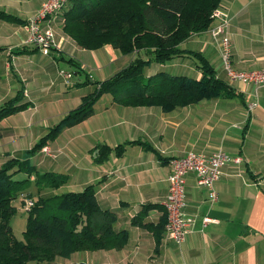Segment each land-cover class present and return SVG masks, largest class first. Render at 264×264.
Listing matches in <instances>:
<instances>
[{"label": "crops", "instance_id": "crops-1", "mask_svg": "<svg viewBox=\"0 0 264 264\" xmlns=\"http://www.w3.org/2000/svg\"><path fill=\"white\" fill-rule=\"evenodd\" d=\"M44 1L0 0V10L18 18L14 22L0 19V74L12 84V93L0 104L20 87L30 102L28 108L15 113L22 119L15 126L18 134L26 123L34 126L41 109L46 117L55 116V123L59 122L97 87L94 82L109 78L135 57L110 44L96 49L79 46L63 31L62 13L69 0L50 21L41 22V26L53 28L58 47L43 55L33 45L23 46L24 22L38 13ZM216 9L226 21L233 68L264 70V0H220ZM208 29L191 34L179 48L201 53L234 95L204 98L165 111L158 105H123L103 93L91 116L64 128L45 145L47 152L42 154L55 162L46 171H60L56 157L62 151L68 156L62 166L66 185L56 192H78L93 184L100 208L115 215L114 229L126 232L111 248L58 257L65 264H264V87L230 82L222 66L219 41ZM20 49L24 51L16 52ZM61 70L70 72V78L63 79ZM158 72L201 77L195 60L187 54L163 63L151 62L142 75L147 78ZM1 83L0 90H9ZM29 109L32 113L26 115ZM99 144L111 147L103 161L95 159L97 150L93 149ZM120 144L124 147L117 152L114 148ZM218 148L242 161L224 166L214 184L213 201L208 190L197 184L195 173H186L184 213L193 223L185 240L176 244L161 227L170 160L188 151L211 154ZM204 216L213 221L204 225Z\"/></svg>", "mask_w": 264, "mask_h": 264}, {"label": "trees", "instance_id": "trees-1", "mask_svg": "<svg viewBox=\"0 0 264 264\" xmlns=\"http://www.w3.org/2000/svg\"><path fill=\"white\" fill-rule=\"evenodd\" d=\"M69 1L67 8L62 7L63 31L79 46L96 49L110 44L123 54L134 53L135 57L109 78L94 82L97 87L26 150L24 158L9 157L0 165V264H28L31 261L54 264L55 256L68 258L76 251L111 248L125 238V231H116L113 227L114 213L100 208L93 184L78 192L37 199L28 192L26 198L33 204L28 210L24 240L14 237L10 225V218L15 213L12 202L28 189L31 181L39 188H58L67 180L65 174L50 171L34 175L36 171L29 158L64 128L91 116L95 102L103 93L111 94L115 102L123 105H158L165 111L204 98L235 94L201 53L179 48L191 34L212 26L211 14L220 0ZM0 19L18 21L1 10ZM182 54L195 60L201 72L199 79L166 72L143 77V68L147 64L163 63ZM29 106L24 88L20 87L0 104V121ZM123 147L120 144L114 149L120 152ZM93 150H97L95 159L103 161L111 147L99 144ZM21 171L26 176L17 179L15 176ZM165 219L164 214L163 230Z\"/></svg>", "mask_w": 264, "mask_h": 264}, {"label": "built area", "instance_id": "built-area-1", "mask_svg": "<svg viewBox=\"0 0 264 264\" xmlns=\"http://www.w3.org/2000/svg\"><path fill=\"white\" fill-rule=\"evenodd\" d=\"M67 0H46L43 2L38 14L27 20L24 24L26 37L25 45H33L43 55H49L53 48L58 47L55 40L53 28L50 25L41 26V22L50 21ZM211 17L216 21L214 25L209 27L210 35L219 41V51L224 71L230 82H241L244 84H253L255 87H264V70H253L249 72L237 71L231 64V43L229 35L226 31V21L219 9L212 11ZM63 79H69L70 72L59 71ZM47 152V148H43ZM240 156L231 157L223 149L218 148L211 154L197 153L188 151L181 157L171 158V171L166 180L168 185L167 196L163 202L165 209L164 233L176 244H181L191 229L193 218L188 217L184 213L185 207V175L192 171L196 175V182L199 186L208 190L210 200H215L216 191L214 189L215 182L223 173V168L228 162L240 163ZM27 210L33 204L29 198L24 201ZM212 218L204 216L202 222L205 225Z\"/></svg>", "mask_w": 264, "mask_h": 264}, {"label": "rangeland", "instance_id": "rangeland-1", "mask_svg": "<svg viewBox=\"0 0 264 264\" xmlns=\"http://www.w3.org/2000/svg\"><path fill=\"white\" fill-rule=\"evenodd\" d=\"M23 46H25V43H23ZM36 55L38 57L41 56L40 54H36ZM0 62H2V58L0 59ZM59 66L62 67L63 65L59 64ZM1 80H2L1 87H5L6 89L9 88V90H3V89L0 90V103L3 100H5L8 97V95L12 93V88H11L12 84L7 82L6 79H2V75L0 74V81ZM31 111L32 110L29 109V111L26 112V115H30L32 113ZM17 123H19L20 125L22 123V119H19L17 114L12 115L11 117H9V119L3 121L2 123L0 121V165L9 157L24 158L25 157L24 152L30 149L33 146L32 144H34L41 136L45 135V133L50 127L56 124L55 116L53 118L46 117L45 113L42 112V109L40 110L39 114L34 117V122H33L35 123L34 126L30 127V124L26 123L24 127V131L20 132V134H18L15 131V126L17 125ZM58 140L59 142H62L64 140V137L60 135L58 137ZM43 148H46V146H44ZM43 148L40 151L41 153H35L33 156L29 158V163L34 166V169L36 171L33 172L34 175L36 173H43L46 171V169H52L53 166L55 165V162L52 158H48L47 156L42 154V152H45L43 151ZM56 158L60 165V171H56V173L63 174L62 166L67 161L68 156L65 152L62 151ZM25 174L26 173L24 171H21L15 177L17 179H21L26 176ZM62 185L65 186L66 183ZM56 191H59V187L39 188L34 181H31L28 189L24 191L25 194L24 193L20 194L18 198L13 200L12 205L15 207V213L10 218V225L12 228V234L17 240H24V231L26 229V223L28 217V210L27 207H25V203H24V199H27L26 193L28 192L31 193L33 195V199H37L40 196L49 197L53 194L59 193ZM53 263L65 264L62 260L58 259V256H55ZM28 264H44V263L43 262L36 263L34 261H31Z\"/></svg>", "mask_w": 264, "mask_h": 264}]
</instances>
